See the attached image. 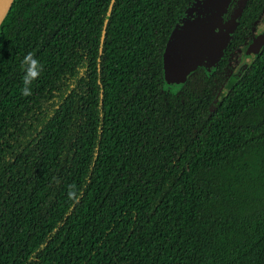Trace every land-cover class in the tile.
Here are the masks:
<instances>
[{
    "label": "trees",
    "instance_id": "obj_1",
    "mask_svg": "<svg viewBox=\"0 0 264 264\" xmlns=\"http://www.w3.org/2000/svg\"><path fill=\"white\" fill-rule=\"evenodd\" d=\"M193 1L14 0L0 264H264V47L225 88L264 0H234L222 57L175 91L163 53Z\"/></svg>",
    "mask_w": 264,
    "mask_h": 264
},
{
    "label": "water",
    "instance_id": "obj_2",
    "mask_svg": "<svg viewBox=\"0 0 264 264\" xmlns=\"http://www.w3.org/2000/svg\"><path fill=\"white\" fill-rule=\"evenodd\" d=\"M234 0H194L176 21L163 53L164 78L178 91L201 65L209 69L220 60L242 14V6L225 21ZM14 0H0V26ZM109 18V17H108ZM106 19V22L108 21ZM264 47V19L242 49L244 58L226 80L232 90L249 70ZM224 98L219 94L217 103Z\"/></svg>",
    "mask_w": 264,
    "mask_h": 264
},
{
    "label": "clouds",
    "instance_id": "obj_3",
    "mask_svg": "<svg viewBox=\"0 0 264 264\" xmlns=\"http://www.w3.org/2000/svg\"><path fill=\"white\" fill-rule=\"evenodd\" d=\"M31 59V54H29V56L25 57V60L28 61ZM32 63H35V61H31Z\"/></svg>",
    "mask_w": 264,
    "mask_h": 264
},
{
    "label": "rangeland",
    "instance_id": "obj_4",
    "mask_svg": "<svg viewBox=\"0 0 264 264\" xmlns=\"http://www.w3.org/2000/svg\"><path fill=\"white\" fill-rule=\"evenodd\" d=\"M243 58H244V55H243ZM234 64H235V66L237 67V66H238V64H239V62H235Z\"/></svg>",
    "mask_w": 264,
    "mask_h": 264
},
{
    "label": "flooded vegetation",
    "instance_id": "obj_5",
    "mask_svg": "<svg viewBox=\"0 0 264 264\" xmlns=\"http://www.w3.org/2000/svg\"><path fill=\"white\" fill-rule=\"evenodd\" d=\"M263 19H264V17H263ZM263 19H262L261 23L263 22ZM261 23H260V24H261ZM260 24H259V25H260ZM257 27H258V26H257ZM243 48H244V47H243ZM243 55H244V54H243ZM240 63H241V62H240ZM240 63H239V64H240ZM239 64H238V65H239ZM236 68H237V67H236ZM236 68H235V69H236Z\"/></svg>",
    "mask_w": 264,
    "mask_h": 264
}]
</instances>
